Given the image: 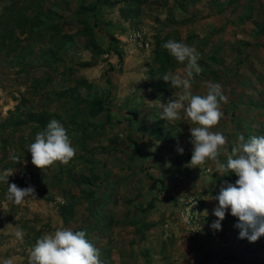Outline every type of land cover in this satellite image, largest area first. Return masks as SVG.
<instances>
[{"label": "rangeland", "instance_id": "1", "mask_svg": "<svg viewBox=\"0 0 264 264\" xmlns=\"http://www.w3.org/2000/svg\"><path fill=\"white\" fill-rule=\"evenodd\" d=\"M128 3L0 0V42L20 15L28 26L40 23L30 34L14 30L18 43L4 39L0 48V174L14 169L8 183L31 185L36 198L15 205L0 181V264L10 257L28 264L36 241L58 228L84 230L105 264H264V236L239 239L230 210L220 230L211 228L218 202L210 197L234 184L235 174L218 172L211 160L191 165L195 125L183 112L176 121L159 119L154 103L182 93L161 79L170 70L184 75L185 65L162 47L182 42L200 54L192 93L205 95L213 82L227 97L211 129L227 138L220 162L238 134L264 135V0ZM133 33L140 43L129 39ZM88 35L101 52L90 53ZM95 98L105 101L108 119L90 116ZM38 111L67 130L77 149L68 164L32 165L28 146L42 130L22 115Z\"/></svg>", "mask_w": 264, "mask_h": 264}, {"label": "clouds", "instance_id": "2", "mask_svg": "<svg viewBox=\"0 0 264 264\" xmlns=\"http://www.w3.org/2000/svg\"><path fill=\"white\" fill-rule=\"evenodd\" d=\"M162 47L166 49L178 63L185 65L184 75L166 72L161 79L174 88L182 89L176 99H169L166 103L157 100L160 118L166 122L184 117L192 122L190 127V143L192 153L190 164L203 165L211 160L217 164L220 173L230 172L237 177L234 184L222 187L219 194L210 197L217 201L213 215L217 218L211 228L220 230V222L225 213L238 219L235 225L239 231V239H247L255 243L264 236V135L251 136L245 139L238 134L237 140L230 149L225 162H220L221 149L227 144V138L222 132L212 131L222 118L221 104L227 102L223 94L222 85L206 82L205 95L193 94L191 91L195 75L202 72L198 61L200 54L195 47L175 40H168ZM187 102V103H185ZM177 151L182 154L183 148ZM67 130L56 119L50 120L46 128L35 135L34 142L28 146L31 163L38 169L47 168L59 162L68 164L76 155ZM13 161L19 159L16 155L9 157ZM197 168V167H196ZM14 169H5L0 174V181L7 184L6 200L20 205L25 198H35V189L31 185L20 188L16 184H9L8 177L13 175ZM196 203V202H195ZM195 205V204H194ZM204 215H207L206 211ZM199 216V214H197ZM23 230L17 227L15 237L23 239ZM14 257L5 258L3 264H13ZM28 264H105L100 258V250L87 238L84 230L58 228L53 233L41 236L35 243L28 257Z\"/></svg>", "mask_w": 264, "mask_h": 264}, {"label": "trees", "instance_id": "3", "mask_svg": "<svg viewBox=\"0 0 264 264\" xmlns=\"http://www.w3.org/2000/svg\"><path fill=\"white\" fill-rule=\"evenodd\" d=\"M109 0H102V2H108ZM144 0H129L128 5L137 9L141 4H143ZM91 10L93 9V6L89 7ZM86 10L85 7H80L79 11L83 12ZM44 14V13H43ZM122 15V14H121ZM123 16V15H122ZM28 18L24 17V15H20L19 17H17V20L12 23L11 22V26L10 28H8V33L3 37V41L0 42V48H4V39L8 40L10 38H12L14 41V43H18L19 38L16 37L13 33L14 30H17L20 34L27 32V34H30L31 31V27L32 26H36L40 23H35L34 25L29 24V26L27 25L28 23ZM27 26V28H26ZM26 28V29H25ZM89 36V35H88ZM113 40L111 37L109 38V41ZM97 46H95V44L93 43L92 39L90 38V36L87 38V48L90 50V53L93 54V49L96 48ZM97 50L99 52H101V50L97 47ZM116 57L117 60L119 61L121 56L120 54L117 52L116 53ZM162 59L164 60L165 63H168L167 58L165 55L162 54ZM86 87H89V85L85 84ZM89 114L90 116H95L98 115L102 112L106 113V118H109V114H108V109L107 106L105 104V101L103 99H99V98H95L90 102L89 105ZM16 112V111H15ZM14 114H17L15 113ZM26 122H31L35 125H37V127H39L41 130H44L46 128L47 123L49 122V115L45 112V111H38V112H34V113H25V115H22ZM9 118L12 119V117L10 116ZM15 126V124H14ZM18 126V124L16 123V127ZM144 158V157H143ZM145 176H147V178L152 182V183H157V181L153 178H151L148 174L145 173Z\"/></svg>", "mask_w": 264, "mask_h": 264}, {"label": "built area", "instance_id": "4", "mask_svg": "<svg viewBox=\"0 0 264 264\" xmlns=\"http://www.w3.org/2000/svg\"><path fill=\"white\" fill-rule=\"evenodd\" d=\"M129 39H131L132 41L137 40L140 43L142 41V35L139 33L138 34L133 33L132 35H130ZM144 45L146 46V43H144ZM194 219H195V217H194ZM187 224H189V223L187 222Z\"/></svg>", "mask_w": 264, "mask_h": 264}]
</instances>
